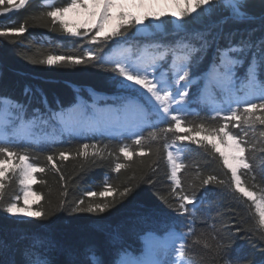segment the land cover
Returning a JSON list of instances; mask_svg holds the SVG:
<instances>
[{"label":"trees","instance_id":"trees-1","mask_svg":"<svg viewBox=\"0 0 264 264\" xmlns=\"http://www.w3.org/2000/svg\"><path fill=\"white\" fill-rule=\"evenodd\" d=\"M54 2L55 6L59 7L66 6L68 0ZM246 7L256 17L264 15V0H247ZM4 8L5 5H0V30H11L23 25L26 31L19 36L0 37V95L26 103L27 117H30L35 108L45 112L39 102L41 93L47 97L49 107L58 110L71 108L79 102L89 105L94 101V97L89 93L94 90L109 95L100 104H112L121 113L124 108L123 101L119 98L121 92L109 79L113 75L110 71L101 67H49L33 64L29 59L42 58L47 53L80 55L87 49L99 46L87 44L86 38L61 32L59 26H53L47 18H35L48 10L41 8L40 0H29L28 5L12 14L4 12ZM226 14L222 9H218L196 21L189 17L188 32H180L179 36L174 34L175 21L167 16L162 20L168 23L161 24L159 31L152 29L154 35L139 36L136 28L129 29L127 35L117 37L105 47L101 55H111L117 41L135 51L150 42L169 43L180 37L190 38L189 34L195 31L211 30L215 33L217 22ZM224 28L225 31L255 28V37L264 36V27H261L259 20L249 24L229 23ZM210 58L211 52L208 59ZM207 64L208 60H205L198 71H203ZM239 71L243 74L244 69ZM200 86H192L190 97ZM25 89H30L31 93L25 95ZM189 106L195 112L184 116L186 122L193 125L203 122L206 127H218L224 122L219 117L211 118V112L205 102L197 101ZM88 113L91 115L93 109L89 108ZM161 127H167V124L155 120L144 128L141 135L147 138L150 132H158ZM229 130L240 132V129L233 128L232 124L229 125ZM261 130L264 128L257 125L256 132H250L246 138L250 149L251 145L255 144V150L245 153L253 167L251 170L242 171L241 178L244 187L264 195V151H260L264 148V137L259 136ZM167 136V140L146 139L145 150L150 148L151 151L144 157L134 156L132 161H125L121 156L120 162L129 164L130 167L121 169L119 173L114 171L119 147H137L126 133L114 138L89 129L76 136L68 132L61 134L59 125L55 129L46 125L37 129V134L32 135L31 140L23 138L15 142L12 145L13 150L21 154L26 153L30 163L46 169L44 173H34L36 182L31 185L33 192L37 194L32 209L42 210L46 215L39 218L18 217L3 210L4 204L12 197L20 196L16 201L18 205H21L23 200V187L18 183L19 175L17 172L15 175L12 171L9 172L10 179L6 181L4 199L0 201V242L5 245L0 249V264H21L25 258V250L36 238L45 242L46 247L42 251L56 264H73L82 260L84 250L90 245L96 247L105 264H110L120 248L140 252L143 247L142 236L149 230L155 231L156 234L167 232L168 227L175 224L179 231L188 232V224L192 218L188 214L177 215L174 207L178 201L170 195V168L167 164L165 144L171 143L173 134L168 133ZM85 143L90 145V153L93 150L92 145L103 149L104 159L77 155ZM179 143L188 147L183 156L186 167L179 174L182 187L185 194L194 193L197 200L201 201L197 205L199 211L194 223L195 235L201 231L206 232L209 236L207 242L214 244L216 241L211 239L214 234L218 241L225 244L228 256L239 255L245 257L248 264H259L264 260V239L260 238L261 230L254 222L258 220V215L255 213L253 202L235 190L231 172L223 165L219 153L214 152L210 146L201 147L188 141ZM61 151L69 154L67 161L59 160L58 153ZM108 152L112 155L109 156ZM48 155L54 156L60 173L51 168L47 161ZM61 174L63 180L60 179ZM210 175L216 179L207 185L203 184L202 181ZM106 179L120 191L125 187H132L131 193L123 199L117 196L115 205L102 214L71 211L78 200L85 199L86 204L89 202V198L84 195L86 189L103 190ZM179 191L180 189H177V192ZM92 199L96 203L101 202L99 198ZM107 200L111 203L112 197ZM187 207L191 208L192 205ZM210 224L215 225L214 232L209 229ZM113 236L117 239L114 240ZM193 238H189L186 248L192 253L190 259L194 264H225L226 257L216 256L214 249L203 247V242L193 244Z\"/></svg>","mask_w":264,"mask_h":264},{"label":"snow or ice","instance_id":"snow-or-ice-1","mask_svg":"<svg viewBox=\"0 0 264 264\" xmlns=\"http://www.w3.org/2000/svg\"><path fill=\"white\" fill-rule=\"evenodd\" d=\"M29 0H0V5H5L4 12H12L13 9H22L28 5ZM160 0H68L66 6H55L54 0H40L43 11L39 19L47 18L53 26H59V30L67 35L86 38L89 45H97V48H90L80 55H67L60 53H47L42 58H29L33 64L47 65L49 67H101L110 71L113 75L109 78L115 88L120 90L123 107L134 108L142 117L145 123L155 114L159 121L167 124L157 131H152L145 138L138 135L133 140V148L130 145L119 147V155L116 156L114 171L119 173L121 169L130 167L129 164L120 162L122 156L125 161H132L133 157H144L151 151L145 150V142L158 139H168L167 134L172 133L171 143H166L167 164L170 168L169 180L171 181L170 195L178 203L174 211L178 216L188 214L191 221L188 224V232L179 231L175 224L168 227L164 237H158L156 232L149 230L142 236L143 247L138 254H134L127 248H120L116 251L110 264H193L190 259L192 253L187 248L190 237L193 244H201L208 249H214L216 256L226 257L225 264H248L245 257L236 255L228 256L227 249L223 242L211 235L216 241L209 244V236L201 231L195 235L194 223L196 214L199 211L194 193L185 194L180 177L181 171L186 167L183 163V148L176 147V142L188 141L201 147H208L219 153L223 165L230 170L231 180L237 192L252 201L258 220L254 221L261 230L260 238L264 239V195L259 198L257 195L244 187L239 170H251L253 165L245 153L255 150V144L249 147L246 139L249 133H255L257 125L264 128V36L255 37L257 29H232L225 31L224 26L232 24H249L260 21L264 27V15L256 17L247 10V0H164L163 10H153ZM218 9L226 12L217 22V31L211 30L195 31L190 33V38L180 37L174 42H150L147 45L133 51L125 49L118 54L101 55L104 48L111 44L117 37L127 35L129 29L136 28L137 31L148 33L149 29L159 31L162 17L170 16L175 23L174 34L179 36L180 32H188L187 18L193 21L202 16L211 15ZM202 10V11H201ZM69 13H75L81 19L70 21ZM195 14V15H194ZM149 21L147 25L145 22ZM159 22V23H153ZM138 26H145L138 28ZM83 29V31H81ZM26 31L21 25L11 30H0V37L9 35L19 36ZM154 35L155 32L148 33ZM195 41V43L193 42ZM223 41V43L221 42ZM117 41L114 48H119ZM211 52V58L208 59ZM208 60L207 67L198 71L200 65ZM240 69H244L243 74ZM194 84L201 85L197 92L190 97L189 90ZM223 94L227 108L221 110L218 106L213 108L215 115L212 119L221 118L224 122L218 127H206L203 122L193 125L186 122L184 113L188 112V106L194 102H205L209 96L215 97L216 93ZM31 93L25 89V95ZM94 97L93 105L86 102L74 104L71 108H59L53 110L48 105L47 97L41 93L40 103L45 112L40 108L32 110V115L27 117L28 105L15 100L9 96L0 95V201L4 199L6 181L10 179L9 171L15 175L19 169L18 183L23 186V200L27 203L33 192L31 184L36 182L34 173H44L46 169L29 162L26 153L21 154L13 150L12 145L18 140L31 134L36 135L37 129L41 126L51 125L54 129L60 126L61 134H71L76 128L81 127L86 121L89 126H98V120H88V109L94 108L96 101L103 99V96L94 90L89 93ZM79 100V98H78ZM30 102V101H29ZM235 105V107H233ZM223 111V115L221 112ZM27 117V118H26ZM234 122V123H233ZM240 129L234 133L229 130V125ZM179 133H187L179 135ZM264 137V130L259 132ZM200 137V139H197ZM85 143L77 155L87 158L99 157L104 159V150L98 145ZM106 147V146H105ZM227 149V151L225 150ZM260 151H264L261 148ZM111 156L112 153L108 152ZM59 160L67 161L69 154L58 153ZM18 161L12 166V161ZM51 168L60 173L53 155L47 156ZM60 179L64 177L61 174ZM216 178L208 176L202 183L207 185ZM43 182V181H41ZM223 183V181H219ZM177 189H180L177 192ZM132 187H125L123 191L113 187L104 181L103 190L86 189L84 195L89 198L86 204L85 199L78 200L71 211L76 213L102 214L114 206L116 197L121 199L128 196ZM67 193L65 192L64 195ZM112 197L111 203L107 198ZM92 198H99L101 202L96 203ZM19 195L11 198L4 204L3 210L10 215L22 214L29 217H43L46 213L42 210H21L16 201ZM192 205L191 208L187 207ZM209 229L215 230V225H208ZM239 231V230H237ZM113 239H117L113 236ZM163 240V243L158 241ZM5 245L0 242V249ZM46 244L43 240L36 238L24 252V260L21 264H56L51 258L45 255ZM170 256V259L163 257ZM15 264V262H14ZM73 264H105L103 258L97 253L94 245L88 246L83 253V259ZM259 264H264V260Z\"/></svg>","mask_w":264,"mask_h":264},{"label":"rangeland","instance_id":"rangeland-1","mask_svg":"<svg viewBox=\"0 0 264 264\" xmlns=\"http://www.w3.org/2000/svg\"><path fill=\"white\" fill-rule=\"evenodd\" d=\"M14 3H18L19 0H13ZM164 9V0H160V3L155 5L153 10L159 11V10H163ZM17 9H13L12 12H6L7 14H12L14 12H16ZM202 11V10H201ZM167 17V16H165ZM68 19L70 21H76L81 19V17L77 16L75 13H69L68 14ZM162 19H164V17H162ZM163 21V20H162ZM149 23V21L145 22V25H147ZM153 23H159V22H153ZM145 26H138V28H144ZM162 27V26H161ZM81 31H83V29H81ZM153 30H148V33H151ZM148 33H142L138 31L139 35H147ZM121 46V44H120ZM119 46V47H120ZM126 48H122L120 47L119 49L117 48V51L114 52L113 54H118L120 51L125 50ZM97 93V92H96ZM100 94V92H98ZM102 95V94H101ZM104 98V95H102ZM216 96H220L222 97L221 100H218L217 98H215L216 100H214L216 102V105L221 109H226L227 105L225 106L226 108H223V103H224V99H223V94L220 92H217ZM211 96H209L210 98ZM213 98V97H211ZM102 99H99L96 101V105L94 107L95 110V115L94 117H90L91 119L88 118V120H98L100 123L98 126H89V123L86 121L81 127L76 128L75 130L80 131L83 130L84 128L87 127V129L89 127H91V129H94L96 131H104L106 134H108L109 136H118L120 134H122L123 132H127L130 134V136L132 135H136L137 131L139 130V128H141L144 125V121L141 117V115L132 107H126L123 112H121V114H119L118 112H116V109H114L113 107H102V106H98L99 101H101ZM93 105V104H92ZM190 111V109L188 108V112ZM187 112V113H188ZM184 113V114H187ZM182 114V115H184ZM74 130V131H75ZM137 136H135L134 138H136ZM227 151V149H225ZM18 161L13 160L12 161V166H14ZM246 169H240L239 173L241 175V172L244 171ZM19 169L16 170L17 174L19 175ZM11 172V171H9ZM242 182H243V178ZM33 184V183H32ZM31 184V185H32ZM23 187V186H22ZM249 190V189H248ZM250 191V190H249ZM256 194V193H255ZM257 197L259 198L260 194H256ZM23 198V195H22ZM37 198L35 195H32L29 197L27 203H25L24 200H22V204L18 205V208L21 210H28V209H32L33 204L36 202ZM18 217H26L22 214H18L16 215ZM168 239V238H167ZM163 240L158 241V243H163ZM164 259H168V257H163Z\"/></svg>","mask_w":264,"mask_h":264}]
</instances>
